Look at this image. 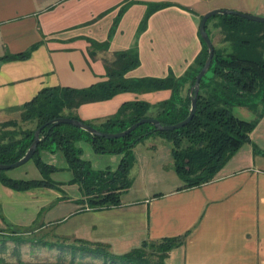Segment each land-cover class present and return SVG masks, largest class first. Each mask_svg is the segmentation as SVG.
<instances>
[{"label": "crops", "instance_id": "obj_1", "mask_svg": "<svg viewBox=\"0 0 264 264\" xmlns=\"http://www.w3.org/2000/svg\"><path fill=\"white\" fill-rule=\"evenodd\" d=\"M127 1L133 2L121 10ZM146 2L169 5L150 14L138 32ZM218 9L264 16V0H0V59L28 52L26 58L0 60V124L19 122L22 106L45 87L76 89L103 82L104 60H114L117 51L138 53L139 65L125 74L130 79L162 78L169 72L183 76L202 52V16ZM219 20L220 15L210 17L206 31L213 48L226 54L225 43L214 36ZM112 28L107 50L91 46L89 40L107 41ZM188 84L181 87L182 98L189 94ZM171 96L170 89L120 92L73 111L80 120L99 124L124 103L155 105ZM243 109L238 117L253 120L254 113ZM259 114L250 142L205 185L182 188L173 167L172 143L163 136L138 142L132 149L130 187L118 205L101 209L77 203L82 194L78 184H69L72 173L64 154L54 147L42 149L41 160L58 168L50 175L57 187L23 191L0 181V227L37 224L60 237L107 244L116 254L145 240L186 235L182 245L168 252L165 264H264V106ZM76 146L92 170L119 167L121 154H97L86 139ZM5 175L41 179L33 160Z\"/></svg>", "mask_w": 264, "mask_h": 264}, {"label": "trees", "instance_id": "obj_2", "mask_svg": "<svg viewBox=\"0 0 264 264\" xmlns=\"http://www.w3.org/2000/svg\"><path fill=\"white\" fill-rule=\"evenodd\" d=\"M133 1H127L124 10ZM146 11L137 31L141 32L146 26L147 18L158 9L169 5L168 2H146ZM118 20V18H117ZM114 23V28L117 23ZM218 26L227 33V41L231 43L232 51L221 54L215 50L211 66L203 76L197 95L196 111L192 121L185 126L171 130L158 131L153 125L145 123L137 126L122 138L108 139L92 135L77 129L70 124L45 125L40 132V140L33 160L41 174V179L24 180L12 179L5 175L6 170H0V181L9 188L26 190L34 186L57 187L50 180L52 172L57 167L50 166L40 158V150L58 149L64 155L68 169L72 173L69 184L76 183L81 192L77 203L90 209H101L116 206L120 196L131 185L129 171L132 164L134 146L151 135L163 136L172 143L173 167L176 175L182 181V188H191L212 181L216 174L245 143L250 142L251 131L255 128L260 114L253 120H246L232 112L235 106H244L245 99L250 94L261 93L264 104V22L249 21L233 14L220 15ZM111 29L107 41L98 43L91 41L93 48L107 50L113 33ZM202 41V39H201ZM202 52L187 72L181 77H175L169 72L165 77L128 78L125 74L139 65L138 53L135 49L117 51L114 60H104L106 79L90 87L72 88L52 86L41 89L35 97L21 108L20 122H32L36 126L30 130L4 131L5 126H17V121L0 124V163L10 164L17 161L33 142L34 131L57 117H68L82 121L74 114L73 109L83 103L103 101L114 97L120 92H150L170 89L173 96L160 104L150 105L143 101L124 103L114 115L107 117L99 124L82 121L95 129L106 133H115L126 129L142 118H155L163 125L181 122L188 116L190 106L189 95L182 98L181 87L189 82L190 86L196 80L195 76L204 66L207 58V48L202 41ZM28 52L19 55L5 54V59L26 58ZM154 109L153 114L149 112ZM18 136V138L16 137ZM89 141L91 148L97 154H121L119 167L92 170L87 161L81 158L82 152L77 148L79 140ZM254 146V145H253ZM256 146L253 152H257ZM11 235L2 237L0 243L10 241L14 244H38L49 249H59L70 256L67 262L63 259L53 261H30L18 259L7 261L0 257V264H86L91 261H101L102 264H165L168 252L182 245L186 235L165 237L157 241H143L138 248L116 254L110 251L107 244L90 242L81 239H69L54 234L56 241H46L39 237H21L18 230H28L32 227H16ZM70 240V242H66ZM63 241V242H62ZM89 260V261H84ZM79 262V263H78ZM86 262V263H85ZM98 264V263H93Z\"/></svg>", "mask_w": 264, "mask_h": 264}, {"label": "water", "instance_id": "obj_3", "mask_svg": "<svg viewBox=\"0 0 264 264\" xmlns=\"http://www.w3.org/2000/svg\"><path fill=\"white\" fill-rule=\"evenodd\" d=\"M226 14H233V15H237L239 17H242L244 19H247L249 21H254L255 22H264V16H259V15H253V14H248V13H241V12H237V11H232V10H226V9H218V10H213L210 12H207L206 14H204L200 20V24H199V34L202 37L201 39L204 41V43L206 44V48L208 50L207 52V58L205 60V65L201 67V70H199V72L196 74L195 78L196 80L193 82V85L190 86L189 88V97L190 98V106L191 108H189L188 111V116L183 119L181 122L171 124V125H163L161 124L157 119L155 118H142L140 120H138L136 123H134L133 125L128 126L126 129L115 132V133H106L105 132H101L97 129H95L94 127H92L89 124H86L82 121L79 120H75L72 118H68V117H57L54 119H51L49 122H47L46 124L42 125L41 127L37 128L36 131H34V135H33V142L30 143V145L28 146V148L26 149V151L24 152L23 157L21 156L17 161H15L14 163H10L8 164H1L0 163V170H10L12 168H16L18 166H23L24 163H26L27 161H29L31 159L32 156H34V153L37 150V146L39 144L40 140V132L42 130V128L45 127V125H58V124H70V125H74L77 127V129H81L89 134L92 135H97V136H101L104 138H108V139H115V138H122L124 136H126L128 133H130L131 131L133 132V130L141 125V124H151L153 125L155 130L158 131H171V130H175V129H179L183 126H185L186 124H189V122H191L192 117L195 114L196 111V101H197V95H199V85H200V81L203 79V76L207 73V71L209 70L210 66L212 65V59H213V55H214V48H213V44L211 42L210 36L208 35L207 31H206V24H207V20L210 17H213L215 15H226Z\"/></svg>", "mask_w": 264, "mask_h": 264}, {"label": "rangeland", "instance_id": "obj_4", "mask_svg": "<svg viewBox=\"0 0 264 264\" xmlns=\"http://www.w3.org/2000/svg\"><path fill=\"white\" fill-rule=\"evenodd\" d=\"M218 25V24H217ZM227 33L221 29L220 26H218V30L216 31V35L214 34V36H216V38H218L221 42L225 43V46L223 47V53H228L230 51H232V47H231V43H226L227 41ZM220 53L222 54V52L220 51ZM190 84V83H189ZM188 84V89L190 88ZM261 99V93H254V94H250L249 96L246 97L245 99V104L244 106H235L232 108V112L236 115V116H241V114H243L244 109L243 107H247L249 111H252L254 113V118L256 116H258V114L261 112L262 107L264 106V104L262 103ZM258 101L260 103H258ZM258 103V104H257ZM243 111V112H242ZM154 109H152V112H149L150 114H153ZM19 125L17 126H12L9 125L8 127L5 126L4 128L1 129L2 132L4 131H13V130H32L34 128H36V126L34 125V123L32 122H20L18 123ZM18 138V136H16ZM20 167V166H18ZM17 168V167H16ZM14 168H12L13 170ZM11 171V169H10ZM68 198H71L70 196H67ZM15 229H11L10 227H7V225H4L2 227H0V235L2 237H6L7 235H11L12 231H14ZM18 230V234L21 235V237H39V239L42 237L44 238L43 240L46 241H56V237H54L52 228H48V227H40L37 224L33 225L32 228L24 231V230H20V229H16ZM63 242V241H62ZM67 243L70 242V240L66 241ZM63 251L59 250V249H49L48 247L42 246V245H38V244H14L11 243L10 241H7L3 244L0 243V257L4 258L7 261H16L18 259H22V260H30V261H42V260H46V261H55L58 259H63L65 256L66 261L68 262L70 260V256L63 254ZM84 261H89V260H84ZM93 263H98V264H102L101 261H91ZM79 263V262H78ZM86 263V262H85ZM93 263H86V264H93Z\"/></svg>", "mask_w": 264, "mask_h": 264}]
</instances>
